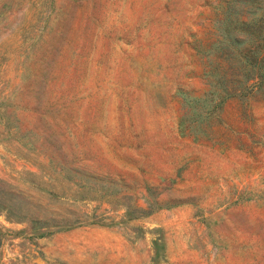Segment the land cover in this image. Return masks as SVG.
Masks as SVG:
<instances>
[{
    "label": "rangeland",
    "instance_id": "1",
    "mask_svg": "<svg viewBox=\"0 0 264 264\" xmlns=\"http://www.w3.org/2000/svg\"><path fill=\"white\" fill-rule=\"evenodd\" d=\"M0 264H264V0H0Z\"/></svg>",
    "mask_w": 264,
    "mask_h": 264
}]
</instances>
